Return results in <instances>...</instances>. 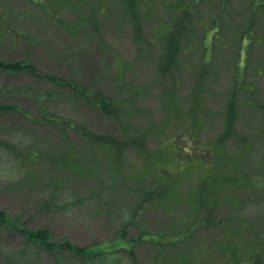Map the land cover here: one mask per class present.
<instances>
[{"label": "rangeland", "instance_id": "rangeland-1", "mask_svg": "<svg viewBox=\"0 0 264 264\" xmlns=\"http://www.w3.org/2000/svg\"><path fill=\"white\" fill-rule=\"evenodd\" d=\"M30 1L0 0V15L4 17L0 18V59L21 60L27 50V43L24 47H17L11 39L4 42L1 36L4 30L12 34L16 31L32 32L40 38L34 59L43 71L74 77L87 85L96 84L100 92L125 100L134 96L135 102L132 105L127 103L124 118L114 121L71 103L65 88L38 81L27 74L0 73V103H16L25 110V114H0V207L26 227L49 228L56 238H67L79 246L101 242V247H108L124 234L122 243L127 248V241L143 235L146 241H140L134 252L139 264H151L158 253L155 241H163L182 231L187 223V214L191 221L198 218L181 193V190L189 192L195 185L192 168L196 163H188L183 170L179 168L177 159L173 158L175 151L170 147L172 141L167 140L176 128L182 133L185 128H178L181 120L168 126L169 99L174 104L181 103L186 112H192V89L200 72L196 59L187 60V73L177 83L180 89L169 97L173 84L158 81L152 68L138 66L124 73L117 66L113 54L124 61L134 59L136 46L129 28L121 25L115 13L110 12L104 20L105 43L109 49L106 53L96 43L82 41L81 36L72 39L50 20L48 24L20 18L25 9L36 7ZM61 1L64 3V19L75 21L83 0ZM165 1L166 4L170 2ZM214 1L217 0H209L206 6L210 7ZM251 2L229 0L222 12L224 31L218 36L224 42L223 49H227L229 57L224 62L220 61V67L212 71L208 90L201 96L205 98L201 99V109L192 112L195 120L198 117L207 120V125L196 126L207 142L217 138L222 130L221 119L216 113L223 109L227 89L236 73L237 60L241 67L249 58L252 65L249 68L254 75L255 101L264 107V71L258 67L264 55L261 49L264 9L258 8L257 19L262 25L257 27L261 32L257 33L256 41L262 46L247 53L245 41L241 55H238L234 33L226 34L228 26L239 33V29L245 28L248 18L253 19L255 10ZM216 10L220 12L217 6ZM161 12L167 15L165 7ZM213 34L214 31L208 35L207 45H211ZM250 97L247 94L241 97V130L247 134L264 125V110L251 107ZM48 112L58 118V127L37 122ZM179 113L178 118L183 115ZM186 118L185 124L195 128V120L190 116ZM74 122L83 123L99 134L113 135L130 149L119 154L116 149L91 148L82 143L80 136L70 127ZM260 135L262 139L256 143L258 152L264 148V130ZM141 136L147 139L148 151L145 154L135 144ZM178 145L184 147L186 144L180 140ZM203 157H207L206 154ZM161 171L162 175L159 174ZM260 176L264 177V174ZM156 190L158 194H167L175 206L171 202L152 204L146 201L144 194ZM260 201L259 195H253L242 210L243 217L254 220L257 225L260 223L256 218L264 210ZM46 202L52 204L49 209L42 207ZM220 209V217L229 216V205L224 204ZM210 233H197L190 240V249L182 250L179 257L174 258L176 263L184 258L201 264L223 263V257L212 254L211 250L218 238L215 236L217 232H212L215 237ZM25 248L26 241L22 236L0 226V251L3 252L0 264H57L54 256L38 249H31L27 256H21ZM64 264H133V259L125 249L105 261H83L65 253Z\"/></svg>", "mask_w": 264, "mask_h": 264}, {"label": "trees", "instance_id": "trees-1", "mask_svg": "<svg viewBox=\"0 0 264 264\" xmlns=\"http://www.w3.org/2000/svg\"><path fill=\"white\" fill-rule=\"evenodd\" d=\"M228 1L217 0L208 7L206 4L209 0H170L168 4L165 0H83L77 10L75 21L69 22L62 15L64 3L61 0H31V4L36 7L25 9L20 18L48 24L50 20L65 30L72 39L81 36L82 41L96 43L101 50L109 53L105 43L107 36L104 20L110 12L115 13L121 25L129 28L136 46L134 59L124 61L120 56L113 54L119 69L125 73L138 66L152 68L158 81L173 84L174 89L169 93L171 97L180 89L177 85L178 79L187 73L185 71L187 60L196 59L200 72L192 89L194 101L191 111L198 112L201 109V99H205L201 96L208 90L212 71L220 67V61L224 62L229 57V54H226L227 49H223L224 42L218 36L224 31L225 17L222 12ZM251 3L255 10L254 20L248 18V23L245 24V28L239 29V33L230 26L226 30V34L234 33L238 55H241L245 41L247 53L259 45L262 46L256 40L257 33L261 32L257 27L262 25L257 20L258 8L264 9V2L252 0ZM216 6L220 8V12L216 10ZM162 7L167 9V15L161 12ZM0 18L4 17L0 15ZM213 31L217 35L213 34L211 45H207L208 35ZM4 32L1 34L4 42L11 39V43L17 47L20 45L24 47L27 43V50L21 60L0 59V73L27 74L38 81L65 88L68 90V100L71 103L96 111L114 121L124 118L125 108L135 102L134 96L125 100L120 96L100 92L96 84L87 85L74 77L43 71L34 59V50L39 45L40 38L27 31L25 33L16 31L15 34L8 30ZM226 47L228 48V45ZM261 49L264 50V42ZM239 64L240 61L237 60L236 73L231 86L227 89L223 109L216 113L221 119L222 130L214 140L207 142L196 129V126L208 124L204 117L195 120L194 113L186 112L181 103L174 104L171 98L169 99L168 126L181 120L178 121V128H185L183 133L176 128L167 140L172 141L170 147L175 151L173 158L177 159L179 168L183 170L188 163H196V167L192 168L195 185L189 192L181 190V193L185 197V203L198 218L191 221L192 218L187 214V223L182 231L171 234L163 241H155L158 253L151 264H177L174 258L179 257L182 250L190 249V240L201 231L211 232L212 236H214L212 232H217L215 236L218 238L211 250L212 254L223 257L224 262L221 264H264V210L263 216L256 218L259 226L254 220L242 215L243 208L249 204L247 200L253 195H259L260 202L264 204V177L260 176L264 174V148L260 152L256 148V143L262 139L260 132L264 130V125L261 124L260 129L248 134L241 130L242 94L251 96L249 98L251 107H259L261 110H264V107L255 101L256 92L252 81L254 75L249 68V65L252 66L249 58H246L244 66L240 67ZM259 66L264 71V55L258 62ZM179 111L183 115L178 118ZM14 113L25 114V110L16 103H0V114ZM186 116L195 120L193 124L195 128L188 123L185 124ZM37 122L56 128L59 120L48 112L44 119ZM70 127L77 132L82 143L91 148L116 149L119 154L130 149L115 136L99 134L83 123L74 122ZM180 140L186 144L184 147L178 145ZM67 141L71 143L69 138ZM135 144L141 153L145 154L148 151L145 136H141ZM202 153L207 157H203ZM256 171L259 173L255 174ZM159 174L162 175L163 172ZM144 196L146 201L152 204L171 202L170 204L175 206L167 194H158V190L148 192ZM221 197H224L223 200H220ZM224 204L230 206V214L220 217L219 211ZM51 206V202H46L42 207L49 209ZM0 226L9 228L25 239L26 248L21 251V256H27L31 249H38L54 256L57 264H64L65 253L83 261H105L123 249L128 251L133 264H139L134 248L140 241H146L141 235L139 239L127 241L128 247L125 248L122 243L125 235L122 234L117 242L112 241L108 247H101L103 245L101 242L79 246L67 238H56L49 228L26 227L18 218L1 207ZM2 257L3 252L0 251V259ZM179 264L201 263L184 258Z\"/></svg>", "mask_w": 264, "mask_h": 264}]
</instances>
